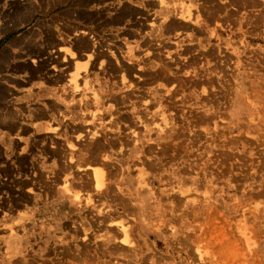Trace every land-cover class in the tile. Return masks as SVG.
<instances>
[{"label":"rangeland","instance_id":"374dc122","mask_svg":"<svg viewBox=\"0 0 264 264\" xmlns=\"http://www.w3.org/2000/svg\"><path fill=\"white\" fill-rule=\"evenodd\" d=\"M89 1L0 0V87L39 59L101 101L0 172V264H264V0Z\"/></svg>","mask_w":264,"mask_h":264},{"label":"crops","instance_id":"0c3cea01","mask_svg":"<svg viewBox=\"0 0 264 264\" xmlns=\"http://www.w3.org/2000/svg\"><path fill=\"white\" fill-rule=\"evenodd\" d=\"M35 39L37 40V37ZM45 39L44 37L42 43L46 50L52 49L54 45L58 47L56 38L52 43L46 42ZM58 54L62 59L64 53ZM80 54L81 52H78V55ZM34 56L37 59L41 57L37 54ZM66 59L69 62L72 57L66 56ZM41 62L43 63V60L38 59L33 63L30 58L28 62H23L28 67H16L17 71L10 66L11 72L5 75L6 81H2L4 85L0 90V106L3 108L0 107V172L15 174L13 181L24 184L25 188L36 185L34 174L40 165L51 164L50 160L54 154L51 142L56 137L53 129L59 128L60 133L75 141L78 134H86L88 122L92 121L97 126L101 120L85 119L101 105V101L97 103L91 91L87 93L88 90L82 83L81 90H75L66 82L68 73L65 74L62 70L52 71L46 62L40 65ZM23 63L13 61L11 64L18 66ZM40 66L42 68H39ZM89 78L94 80V76ZM91 84L99 97L102 90L107 92L109 97L112 96L110 86L105 84L102 88L100 84ZM5 111L9 113L6 114ZM95 126L90 124V131ZM108 135L111 138V134ZM7 168L9 169L6 170ZM45 170H48L47 166Z\"/></svg>","mask_w":264,"mask_h":264},{"label":"bare ground","instance_id":"6f19581e","mask_svg":"<svg viewBox=\"0 0 264 264\" xmlns=\"http://www.w3.org/2000/svg\"><path fill=\"white\" fill-rule=\"evenodd\" d=\"M162 1V0H161ZM88 2H90L89 0H88ZM121 8V7H120ZM190 9L188 8V11H189ZM117 12V14H116V16H114V17H110V21H122L124 18H126L127 16H130V15H133L134 13H135V10L134 9H129V8H122V9H117L116 10ZM188 11H185V15H183V16H180L181 18H183L182 20H187L186 18H189L188 16H189V14H188ZM17 13H19V12H17ZM20 13H22V12H20ZM24 13V12H23ZM81 14H84V10L83 11H81ZM80 14V15H81ZM95 14H97V12L95 13ZM19 15V14H18ZM89 15L90 14H85V17L86 16H88L89 17ZM99 15V14H98ZM100 16V15H99ZM99 16H97V17H99ZM14 17V16H13ZM19 17V16H18ZM96 17V16H95ZM21 18H22V15H21ZM15 19H17V17L15 18ZM23 19V18H22ZM199 23V22H198ZM168 24H170V25H167L166 27L168 28V30H170V29H172V28H170V26H171V24H173V23H171V22H168ZM155 25V24H154ZM183 25H185V24H183ZM165 27V29L167 30V28ZM151 31V30H150ZM81 40H83V39H80L78 42H77V45L80 47V48H84V47H86V46H88L87 44H85V42L84 41H81ZM28 41H30V40H28ZM46 41L47 42H49V43H52V38L50 37V39H46ZM34 52V51H33ZM5 53V52H4ZM40 53V51L38 50V51H36L35 52V54H39ZM5 55L6 54H4L3 56H2V58H5ZM4 59H1L0 60V67H2L1 66V64H3L1 61H3ZM88 60H89V58H88ZM40 65H42V64H40ZM28 66H27V64H24L23 65V68H27ZM161 67H163V66H161ZM22 68V69H23ZM39 68H42V66H40ZM164 68V67H163ZM1 69V68H0ZM37 71H38V69H37ZM60 78V77H59ZM122 79H123V77H122ZM5 88V87H4ZM0 90H1V87H0ZM111 90H112V88H111ZM112 92V91H111ZM2 97V96H1ZM1 107V109H3L2 108V106H0ZM7 111V110H6ZM5 111V112H6ZM9 113V112H8ZM7 112H6V114H8ZM10 115V114H9ZM163 120V119H162ZM15 124V123H14ZM167 124V123H166ZM14 143V142H13ZM17 145V144H16ZM28 145H29V143H28ZM48 151H50V150H48ZM47 151V152H48ZM52 151V150H51ZM46 152V153H47ZM48 154V153H47ZM24 156V155H23ZM25 157V156H24ZM25 159V158H24ZM18 161V160H17ZM25 161V160H24ZM24 161H22V162H24ZM20 162V161H19ZM28 163V162H27ZM96 171V170H95ZM100 171V170H99ZM95 173H97V172H94V174ZM93 174V173H92ZM103 176V175H102ZM100 177V176H99ZM70 178V177H69ZM95 178V177H94ZM94 178H93V180H94ZM97 178V177H96ZM102 178V177H101ZM95 180H97V179H95ZM100 180V179H99ZM103 181V180H102ZM94 182V181H93ZM97 182H98V180H97ZM95 183V182H94ZM100 183H102V182H100ZM104 184V183H103ZM95 185V184H94ZM94 189V188H93ZM98 190V189H97ZM100 190V189H99ZM89 199V198H88Z\"/></svg>","mask_w":264,"mask_h":264}]
</instances>
